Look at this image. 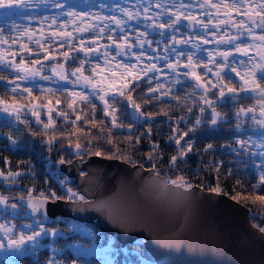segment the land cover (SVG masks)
Here are the masks:
<instances>
[{
    "label": "snow or ice",
    "instance_id": "snow-or-ice-1",
    "mask_svg": "<svg viewBox=\"0 0 264 264\" xmlns=\"http://www.w3.org/2000/svg\"><path fill=\"white\" fill-rule=\"evenodd\" d=\"M51 2L52 0H39V2H34V0H0V10H3L0 11V17L10 19L12 16L18 14L16 11L17 9L25 11L39 9L41 4L48 5ZM169 5H171V7H169ZM52 6L56 8H64L65 5L62 3H55ZM100 7L104 8L109 6L101 4ZM154 7L160 9L161 11L153 13L152 9ZM111 10L121 13L123 18L117 15L102 16L99 13L77 12L72 6H69L67 12L60 13V15L78 18L81 21L89 16L100 21L108 20L119 29L118 35L114 36L109 34L107 36V39L111 42V44L105 45L102 53L104 56V63L105 65H108L109 71H111L112 67L111 62L120 56H128L130 59L134 57L138 63L141 62L147 55L148 48H151L154 43V40L149 37L153 34H157L161 40L155 41L157 48H153V52L160 51V45L165 39L170 41V45H163L162 52L165 53V55H157L155 57L149 56L148 59H163L165 61H169L171 53H176V64L174 65L171 62L167 64L168 68L172 69L173 72H176L180 64V58L186 56L187 63L184 64V67L189 68L190 71L184 73V76L191 77V79L195 81L194 89H203V94L200 96V100L212 109V125H217L218 120H223L224 118L221 117V113L217 112L216 108L213 107V101L207 98L210 88L207 84L203 83L202 77L196 72V68L200 66L202 61L194 62L193 58L196 53L192 51H178L176 45H191L193 49H196V52H207V63H203V67L211 73L212 68L208 67V65H215L217 71L214 75L217 83L211 87L219 90L218 99L221 102L235 99L240 93L246 94L244 98L255 100V104L253 106H241L236 109L235 116L237 118V123L235 125V131L238 133L245 131V129L242 128V122L239 118L241 116L249 118V114H251L250 119L252 120L253 125L256 129L260 130L256 133L259 136V139L252 140L251 137H249L248 140H237L236 143L239 145L240 150L248 153L249 160L253 159V157L260 158V164L254 165L251 168L245 164V168L258 176V182L252 185L253 193L257 191L264 192V0H194V2L193 0H188V2H186V0H136V3H133L130 7H124L120 4H116L111 6ZM234 14L236 16L244 17V19L237 20L234 18ZM162 16H166L167 19L160 20L159 18ZM130 21H136L137 25L143 21L144 27L146 29H151V32L140 30L135 25L130 24ZM182 21H187V24H182ZM52 22L55 23L56 18H53ZM229 26L236 30L235 35H230L225 30L218 36L221 29H227ZM105 27L108 26L105 25ZM105 27L86 25L82 28L76 29L77 32H86L90 29L98 28V31L96 37L91 40L89 46H86L84 39H80L79 48L76 50L78 52H83L85 59H79V57L74 58V62L77 60L79 61L80 67L76 68L71 75L75 76L78 81L83 80L85 87L91 86L92 94L103 104L104 115L106 117H111V124L113 128L119 129L125 127L124 124L117 123L116 113L121 109L114 107L116 104H122L123 110L134 122L148 123L149 121H154L155 117L158 115L168 116V112L163 109H161L159 113L155 114L152 112L142 111L141 105L137 103L130 94L135 91V88L127 82L129 77H131V81L135 83L139 79H143L144 76H147L149 72L161 71V69L157 68L155 63L148 64L142 69L143 76H138L133 73V70L137 68V64H127L124 63L123 60L117 61V64L115 65L117 69L123 70L122 73L117 76L116 72H111V76L113 77L112 80H109L108 77L104 76L99 80L94 81L92 77L83 75V67L84 64L89 61V54L100 53V49L96 45H98L100 35L104 33ZM180 27H184L188 30L183 34L182 39H178L176 35V33L180 31ZM130 29L135 30L134 37ZM11 30L15 31V35H5V28L0 27V46H7L0 47V69H2V71H0V82H6V85H11L10 89L6 88L5 93L6 95L9 92L11 93V102L6 100L4 96H0V112L6 113L7 116L14 117L17 122L27 123L26 121L21 120V113L24 111L26 106L17 100V96L27 94V96L24 97L25 99L33 98V87L40 88V85L34 83L35 78L39 76L41 80H51L52 77L43 75L38 68L30 66L23 57H21L19 62L10 58L20 55L23 51L31 53L32 49L29 48L28 44L20 43V41L24 37H27L28 41L32 42L35 35L31 28H24L21 31L20 26L18 25L10 26V31ZM112 31H115V29H112ZM52 35L54 37L64 38L66 42L72 39V33L67 31L54 32ZM209 37H211V39ZM133 40H135V42H133ZM211 43H215L216 45H232V50L213 51L209 49H201L200 47L201 44L207 45ZM17 44H19L20 52L12 50V46ZM35 44L40 49L44 50L46 53L45 59H56V57L51 56L48 49L45 48V45L41 43L40 39H36ZM113 45L115 46V55H111V52L109 51V48ZM72 47L76 48V45H72ZM137 48L140 50L139 53L136 51H129L130 49ZM234 53H239L247 57L246 61H236L235 59L232 61V64L239 63V65L243 66V72L239 71L237 67L229 64V58L233 57ZM63 56L65 61L70 58L68 52H64ZM217 56L222 58V63L217 61ZM32 64L39 65L41 64V61L37 59L32 61ZM57 68L52 69V72L59 77V80L56 82L59 83L60 80L67 81L68 76L64 70V66L61 64L58 65ZM229 68L231 72L235 73L236 76L240 78L241 83L239 88L235 85L229 87L228 84L224 83L225 75H222V73H225V69ZM97 69H100L101 72L104 71V69H101L99 64H96L95 67H93L92 72L99 75ZM5 72L14 73L15 75L10 77L9 75L4 74ZM117 79L120 81L118 87L116 85ZM152 79L153 77H149L147 83L151 84ZM25 82L32 83L33 86L26 87L24 86ZM174 83H182L179 79V73H177ZM100 85L105 86L100 87ZM136 87H139L138 83H136ZM163 87L164 86L161 84H157L155 87H149L146 93V95L149 96V99L144 100V103H151L152 98L160 99L162 96H167L171 93V88H169L167 92L161 93V89ZM40 90L47 91L49 93H54L55 91L52 88H40ZM157 93H161V96H155ZM228 94H230V96ZM71 95L76 96L77 93L73 92ZM79 95L82 101L89 102L93 109L96 108V104L92 102V99L88 94L81 93ZM171 99L177 101L178 104L181 102V97L178 95H173ZM56 103L59 104L60 101L57 100ZM37 107L38 106H33L31 108V114L36 118V122L38 124L43 125V130L47 132V130L53 126L51 117L52 109H48L49 123H44L40 119V113L37 110ZM69 107H71V105H69ZM129 108H131L130 112L128 111ZM187 111L190 113L192 108L188 107ZM200 111L203 112L204 109L201 108ZM257 111L259 112L260 119H257ZM60 115L65 114L60 113ZM140 117H144L145 119L141 121ZM76 119L79 120L80 117L77 116ZM168 119L171 120L172 118L168 117ZM181 121H185V117H180L177 120V124ZM200 124L201 120L196 119L195 126L190 128L189 131L193 133L196 132V126H199ZM127 127L131 130L132 125L129 124ZM101 131H103V129H101ZM147 132L149 135L152 133L151 126L148 127ZM34 135H38V133H34ZM185 137H189V132H183L179 138L175 135L168 137L170 143L174 142L175 145L180 146L178 154L172 155L169 158V165L172 169L178 167V162L186 164L187 160L185 158L188 156V153L193 152V141L191 138L185 140ZM54 138L55 137L45 141V143L49 146V151H51V145ZM8 139H11V137L8 136ZM128 139L130 140L131 137L129 136ZM182 140L184 141V144L181 146ZM138 142L139 137H137V143ZM12 143L14 144L15 141L13 140ZM159 147L160 146L158 144L152 145L154 150L159 149ZM253 147L256 151H251ZM75 148V154L80 158V161L83 162L84 156L88 153L85 152L81 155V145L79 143L75 145ZM210 150H214V146L212 144H208L203 149L206 153ZM93 154L95 156L102 155L100 151H96ZM157 158H160L159 154H157ZM152 159L153 155L152 153H149L148 160ZM240 162L243 163V161ZM50 163L51 166L48 168L47 174L55 180L60 189L64 190L65 195H58L57 191L52 188H49L47 193L40 192L39 196H33L32 192L29 191L25 204H10L9 197L0 193V205L3 206V212H0V215L16 216L19 214V209L23 208L24 216L31 220L30 223L21 225L19 229L14 223L11 224V226L7 223H0V232H3L4 237L0 238V252L8 253L9 255L16 257L17 259L15 264H21L19 259L20 257L35 255L39 249L48 247V245L43 242L45 238H55L62 235V232L57 228L45 227V223L47 221L50 219H56L55 216L49 217L48 215L49 204L55 205L57 201L65 199L68 201H73L74 199L78 201H85L84 196L79 195V193L74 192L72 188L68 187L67 177H64L63 179L60 178V172L55 167L57 163L60 165L73 164V161L70 159L65 160L61 157L58 162ZM223 166L224 162L220 161L212 167L214 171L219 172L220 168ZM29 171L30 174L35 177L36 173L31 171V168ZM227 174L229 176L234 174L231 167L227 169ZM22 175L23 173L21 171L14 172L11 168H9L7 172L0 169V180H3L6 184L16 183V178L21 177ZM81 175H85V173L82 172ZM155 175L158 176L159 172L156 171ZM158 183L163 185V189L165 191L169 190V185L172 190H181L178 192V195L190 192L193 187V185L186 181L183 176H179L177 179H169ZM236 183L240 184L241 182L240 180H237ZM211 191L219 193V184H217L216 188H212ZM247 198L252 199L254 204L258 203L261 208H264V195H255ZM233 199H235V197H233ZM18 200L25 201V197L21 195ZM96 206L111 207L108 202H101L100 205ZM9 209L13 211L9 212ZM53 211H55V209H53ZM116 211V218L125 220L131 213L137 210L134 206H129L117 209ZM161 211L166 213L171 211V209H161ZM254 227H257L259 232L264 234V227H260L259 225H254ZM23 229H27L28 231L25 232ZM28 245H30V247H26ZM88 247L94 248L95 244H90ZM62 251L63 249L53 247V256L46 261V264H63L62 260L56 259V256ZM69 264H75V262L70 261Z\"/></svg>",
    "mask_w": 264,
    "mask_h": 264
},
{
    "label": "trees",
    "instance_id": "trees-1",
    "mask_svg": "<svg viewBox=\"0 0 264 264\" xmlns=\"http://www.w3.org/2000/svg\"><path fill=\"white\" fill-rule=\"evenodd\" d=\"M64 43L65 45L61 52L65 51L66 44L69 41H64ZM34 55H38V53ZM51 56L53 55L51 54ZM37 59H39V56L31 58V65L32 61ZM59 62L60 65H65L62 58H59ZM75 64H77V61L74 62ZM87 67H90V65ZM132 87L135 88V91L130 94L141 105L142 111L155 114L163 109L168 112V116L158 115L154 121H149L148 123L134 122L123 110V105L116 104L114 107L121 109L116 113L117 123L125 125L124 128L118 129L113 128L111 117L104 115L103 104L92 99V102L96 104V108L93 109L89 102L79 99L76 103L78 104V109L75 112L80 119L75 122L70 119L56 120L54 126L48 129L47 132L43 130L42 125L36 124L30 116L21 118L22 121L27 123H18L16 120L8 121L0 118V146H10L0 151V169L7 172L11 168L14 172L21 171L23 173L21 177L16 178L18 189L25 191L34 189L36 193H47L48 189L52 188L57 191L58 195H65L64 190L60 189L55 180L47 174L48 168L51 166L50 162H56L61 157L65 160H72L78 157L73 151H76L75 145L79 143L81 145V155L85 152L88 153L84 158L88 155H94L93 153L96 151H100L102 153L100 156L102 157L117 158L129 164H140L145 168H152L155 172L158 171L159 175L166 181L183 176L193 186H199L208 191L216 188L217 184H219V193L225 194L232 199L235 197V201L250 210L251 220L254 225L264 227V208H261L258 203L254 204L252 199L247 198L255 195H264V192L257 191L253 193L252 185L258 182V176L245 168V164L251 168L260 164L261 161L257 157L249 160L248 153L240 150L239 145L236 143L237 140H248L249 133L256 134L260 131L253 125L250 119L251 115H249V118L242 116L239 118L245 131L239 133L235 131L237 123L235 111L241 106L247 107L249 105L247 99L243 95H239L235 99L221 102L218 99V89H210L207 98L213 101V107L224 118L223 120H218L217 125L214 126L211 124L212 109L200 100V96L203 93L194 89L193 86H178L168 97L152 98L151 103L147 104L144 103V100L149 99V96L146 95L148 88L142 86ZM6 88L8 86L3 82L0 87V96H4L6 100L11 101V94H5ZM47 88H52V86L43 89ZM173 95L181 97L179 104L171 99ZM155 96L158 95L155 94ZM33 99L43 105H50L59 100V104L63 108L62 112H68L73 115L68 111L67 106L70 100L65 91L57 90L54 93H49L34 87ZM17 100L20 103L26 102V99L19 97H17ZM188 107L192 108L190 113L187 111ZM201 108L204 109L203 112L200 111ZM128 111L130 112V109ZM168 117L172 119L169 120ZM180 117H185V121L177 124V120ZM144 119V117H140L141 121ZM196 119H200L201 124L196 126L197 130L193 133L189 129L195 126ZM43 122L45 123V120ZM129 124L132 125L131 130L127 127ZM150 126L152 127V133L149 135L147 129ZM183 132H189V137H185V140L191 138L193 141V152L188 153L185 158L187 160L186 164L178 162V167L172 169L169 165V158L178 154L180 146L175 145L174 142L170 143L168 137L175 135L179 138ZM34 133H38V135H34ZM8 136L11 139H8ZM129 136L131 137L130 140L128 139ZM53 137L55 138L51 145V151H49V146L45 141ZM137 137H139L138 143ZM257 137L259 139L258 135ZM13 140L15 141L14 144L12 143ZM153 144H158L160 146L159 149L154 150L152 148ZM183 144L184 141L182 140L181 146ZM208 144H212L214 150L206 153L203 149ZM251 151H256V149L253 147ZM149 153L153 155L152 160H148ZM157 154H159L160 158H157ZM220 161L224 162V166L220 168L219 172H216L212 166ZM240 161H243V163ZM229 167L232 168L234 173L231 176L227 174ZM30 168L31 171L36 173L35 177L30 174ZM60 175L65 176L62 173ZM68 180V187L77 192L72 179L68 178ZM237 180H240L241 183L237 184ZM0 191L2 194L7 195V191L5 193L1 188ZM3 219H5L4 216ZM68 224L79 225L81 223L63 218L45 223V227L57 228L63 234L55 238L47 237L44 239V241H51L54 248L63 249L56 256V259L62 260L63 264H69L70 261H74L75 264H106L102 260L104 257L102 253L98 254L96 252V255L74 254L71 246L72 242H82L87 245L88 240L80 238L78 234H70ZM85 227L91 228L100 242L105 238H110L90 225ZM113 244V247L117 249V256L115 254L113 257L115 260L114 264H138L143 257L152 259L143 248V243L140 239L128 245L126 255L119 252L118 243L115 240ZM52 254L50 247H44L38 250L35 255L20 257V261L21 264H46V261L50 258L48 255L51 256Z\"/></svg>",
    "mask_w": 264,
    "mask_h": 264
},
{
    "label": "water",
    "instance_id": "water-1",
    "mask_svg": "<svg viewBox=\"0 0 264 264\" xmlns=\"http://www.w3.org/2000/svg\"><path fill=\"white\" fill-rule=\"evenodd\" d=\"M72 161L55 167L86 202L49 204V217L91 224L112 237L123 255L140 239L156 264H264V234L254 227L250 210L229 196L199 186L182 195L170 185L165 191L158 182L166 180L154 169L117 158L88 155ZM27 196L18 201L25 204ZM101 202L111 207H97ZM129 206L137 211L117 219L116 210Z\"/></svg>",
    "mask_w": 264,
    "mask_h": 264
},
{
    "label": "flooded vegetation",
    "instance_id": "flooded-vegetation-1",
    "mask_svg": "<svg viewBox=\"0 0 264 264\" xmlns=\"http://www.w3.org/2000/svg\"><path fill=\"white\" fill-rule=\"evenodd\" d=\"M34 2H39V0H34ZM186 2H188V0H186ZM194 2V0H193ZM55 3H62L64 4V8H56L53 7L52 5ZM133 3H136V0H52V2L48 5H43L41 4L39 9H33V10H29V11H25V10H20L17 9V15L12 16L10 19H8V23H20V27H24L29 25L30 19L34 18V19H42V22L46 23H52L53 18H56L57 22H61L63 21L64 17L69 18V22L70 23V27H68V29H71L69 31L72 30H76L77 28H82L86 25H97L98 27H105V25H107L108 27H105V31L104 33H102L100 35V39L98 41V46L100 49V53H91L93 56H90L91 58H89V63H90V59H93L96 62L102 63L104 64L105 67L108 68V65H105L104 63V56H103V51H104V46L105 45H110L111 42L107 39V36L109 34L111 35H118L119 34V29L116 28V26L114 24L111 23V21L105 20V21H100V20H96L91 18V16H89L88 18L84 19L83 21H81L78 18H73L67 15H60V13L62 12H67L69 9V6H72L74 8L75 11L77 12H87V13H99L102 16H112V15H117V16H121L122 14L119 12H115L113 10H111V6L112 5H116V4H120L121 6L124 7H130ZM101 4L104 5H108L109 7H100ZM169 7H171V5H169ZM161 11L160 9L157 8H153L152 12H158ZM202 11V10H201ZM234 18L239 20V19H244V17H240V16H236L234 14ZM160 20H166L167 17L166 16H162L159 18ZM52 20V21H51ZM132 25H135L136 27H138L140 30L144 31H149L151 32V29H146L144 27V22L142 21L139 25L136 24V21H130L129 22ZM182 24H187V21H182ZM52 25H48V28H51ZM112 29H115V31H112ZM132 31V35L133 37L135 36V30L134 29H130ZM227 31L230 35H235L236 34V30L231 28L230 26L227 29H221V31L218 33V36L220 34H222L223 31ZM98 28L97 29H90L89 31L86 32H76L72 34V39L71 41L73 42H79L80 39H84L87 42V46L90 45V42L92 39H94L96 37ZM159 31V30H157ZM188 31L186 28L184 27H180V31L178 33H176L177 38L178 39H182L183 38V34ZM191 34V33H189ZM202 34V33H201ZM150 39L154 40V43L152 45L151 48H148L147 50V55L144 57V59L141 62H137L135 60V58H129L128 56H120L117 57L116 60H113L111 62L112 67L111 68H115V65L117 64V61L119 60H123L124 63L127 64H137V68L133 70V73L138 75V76H143V71L142 69L151 63H155L157 68L161 69V71L159 72H149L147 76H144L143 79H139L138 81H136L135 83H133L131 81V77L128 78V81L132 86H136V83L139 84V86L145 87V88H149V87H155L157 84H161L164 87L161 89V93L163 92H167V90L169 88H171V92L174 91V89L178 86H193L195 85V81L191 79V77H185L184 73L189 72L190 69L189 68H185L184 64L187 63V58L185 57H181L180 58V64L176 70V72H173L172 69L167 67V64L169 62H171L172 64H176V53H171L170 56V60L169 61H165L163 59L160 60H149L148 57L152 56L155 57L157 55H165V53L162 52V48L164 44H169L170 45V41L165 39L162 41L161 45H160V51L158 52H153L152 49L153 48H157V44L155 43V41L157 40H161V38L159 37V35L157 34H153L149 37ZM211 39V37H209ZM133 42H135V40H133ZM195 42V40H194ZM245 42H250V41H245ZM178 51L182 50L185 52L188 51H192L194 53H196V55L194 56V62L196 61H202V63L200 64V66H198L196 68V72L197 74H199L202 77V81L203 83L207 84L209 86L210 89H212V85L217 83L216 77L214 75V73L217 71L216 67L214 64H209L208 67L212 68V72L209 73L207 71L206 68L203 67V63H207V52L205 51H200V52H196V49H193L191 47V45H176ZM201 49H209V50H219V51H225V50H232V45H227V44H220V45H216L215 43H211V44H207V45H200ZM73 51V50H72ZM109 51L111 52V55H115V46H111V48H109ZM129 51H136L137 53H139V49H130ZM254 54V53H253ZM218 62H223L222 58L217 56L216 57ZM233 59H235L236 61L239 60H247V57L239 54V53H234L233 57L229 58V64L231 66L237 67V69L241 72L244 71L243 66L239 65V63L236 64H232ZM119 70V73H122V69H117ZM1 71V70H0ZM117 76L118 75V72ZM177 73H179V79L182 81L181 84H175L174 80L176 79ZM6 74V73H4ZM6 75H10L13 76L15 75L14 73H10V74H6ZM222 75H225V80L224 83L228 84L229 87L235 85L237 88H239L240 86V78L238 76H236L235 73L230 71L229 69H225V73H222ZM149 77H153L151 84L147 83V80ZM113 77L111 75H109V80H112ZM116 82H120L118 79L116 80ZM217 89V88H216ZM198 91H203V89H198ZM219 92V90H218ZM161 93H159L158 95L161 96ZM239 95H243V97L246 96L245 93H240ZM247 99V98H245ZM247 101L249 102V105L247 107L253 106L255 104V100L254 99H247ZM251 115V114H249ZM257 119H260L259 116V112L257 111L256 113ZM10 146H0V151H2L3 149H6ZM2 186L0 187L2 189V191H4L6 193L7 191V195L9 197V203H20L18 201V198L23 195L24 197L27 195V193H29V191H25L22 189H18V187L16 185H9L10 183H5L2 184L0 183ZM24 191V192H22ZM1 193V191H0ZM33 194V193H32ZM34 195V194H33ZM35 196V195H34ZM9 212L13 211L11 209L8 210ZM0 212H3V206L0 207ZM3 216L5 215H0V223H2L3 220ZM29 219L27 217L24 216V209L21 208L19 209V214L16 216H10L7 215L5 218V222L6 221H10V223H7L9 226H11V224H13V220L16 221L15 224L17 225V228L19 229L20 225L17 221H20L21 219ZM58 219V218H57ZM56 219V220H57ZM25 232H27V229H23ZM1 238V236H0ZM26 247H29L26 246ZM20 259V258H19ZM16 258L15 259H10L9 260V264H15ZM0 264H6L3 261L0 260Z\"/></svg>",
    "mask_w": 264,
    "mask_h": 264
},
{
    "label": "rangeland",
    "instance_id": "rangeland-1",
    "mask_svg": "<svg viewBox=\"0 0 264 264\" xmlns=\"http://www.w3.org/2000/svg\"><path fill=\"white\" fill-rule=\"evenodd\" d=\"M0 11H3V10H0ZM61 19H63V21H61V22L56 21L55 23H53V22L52 23H49V22L44 23V22H42V19L31 18L29 25L24 26V27H20V30L22 31L24 28H31L33 30V32L35 33V35L33 37V41L29 42L27 37H24L20 41V43L28 44L29 48H31L35 52L32 51L31 53H29L28 51H23L18 56L10 57L11 59H15L17 62H19L21 57H23L25 59V61L30 66H32L34 68H38L42 72L43 75L52 77L51 80H41L40 77L37 76L35 78L34 83L40 85V88L52 86V88L55 91H57V90L65 91L68 94V99L70 100V102L68 103L67 108H68V111H70L73 115L69 114L68 112H66V113L62 112L63 108H61L60 104H57V103H51L50 105H43V104H39L33 98L26 99V102L21 103V104L26 106L24 111L21 113V118H24L26 116H28V117L30 116L36 124H38L36 122V118L31 114V108L33 106H38L37 110L40 113V119L42 121L45 120V123H49L48 109L51 108L52 109L51 117H52L53 126H54V122L56 120H62L63 121L64 119H70V120H73L74 122L77 121L76 117L78 115L76 114V112L78 109V104H76V103H77V100L81 99L80 95H79L81 93L88 94L91 97V99L97 100L99 103H101L92 94L91 86L85 87L83 80L78 81L75 76L71 75V73L76 68L80 67L78 60H77V64L74 65V58L79 57V59H85V55L83 52H78L76 50L79 48V42H73V41H69V43L66 44L67 47H65V51L61 52V50L64 48V45H65V43H64L65 39L61 38V37H54L52 35V33L67 31V32H70L73 34V33L77 32L76 30L69 31V30H71V29H68V27H70V23H68L70 21L69 18L64 17ZM12 25L20 26L21 24L17 23V22L16 23H8V18L0 17V27L5 28V30H6L5 35H10V34L15 35L14 30L10 31V26H12ZM48 25H52V27L48 28ZM36 39H40L41 43L44 44L45 48L48 49V52L51 53L54 57H56V59H54V60L53 59H45L46 53L44 52V50L40 49L35 44ZM58 41H61V42L58 43ZM61 45H63V46H61ZM72 45H76V48H73ZM86 46H87V42H86ZM0 47H7V46H0ZM12 50L16 51V52H20L19 44L13 45ZM64 52L69 53L70 58L67 61L64 60V56H63ZM35 53H38V55H34ZM38 56H39V60L41 61V64H39V65H33L32 64L31 65L30 59L33 57H38ZM90 56H93V55L90 53L89 58H91ZM42 57H43V59H42ZM59 58H62L63 62L65 63L64 70L68 76V80L67 81L60 80L59 83H57L56 81L59 80V77L56 76L55 73L52 72V69L57 68V66L60 65ZM90 60H91L90 63L84 64V67H83V75L84 76L92 77L95 81V80H99L101 77H104V76L108 77V79H109V75H111V72H118V75H120L119 70H117L115 68H111V71H109V68L105 67L103 62L99 63V62H96L94 59H93V61H92V59H90ZM96 64H99L101 69H104V71H102V72L100 71V69H97V72L99 73V75L94 74L92 72V69H93V67H95ZM88 65H90V67H87ZM0 70L2 71V69H0ZM57 70L59 71L58 68H57ZM5 73L10 74V72H5ZM2 83L3 82H0V87H1ZM5 84H6V82H5ZM119 84H120V82H116L117 87L119 86ZM7 86H8V89L11 88V85H7ZM24 86L32 87L33 85H32V83L25 82ZM104 86L105 85H100V87H104ZM73 92L77 93V95L72 96L71 93H73ZM201 92L203 93V91H201ZM9 94H11V93L9 92ZM158 94L159 93H157V95ZM169 95L162 96V98L168 97ZM228 95L230 96V94H228ZM26 96H27V94H23V96L18 95L17 97H19L21 99H25L24 97H26ZM9 102H11V101H9ZM69 105H71V107H69ZM129 109L131 111V108H129ZM60 113H64L65 115H60ZM0 118L7 119L8 121H15L14 117L7 116L6 113H2V112H0ZM39 125H42V124H39ZM42 127H43V125H42ZM249 134H250L249 137H251L252 140H258V137L255 133H249ZM73 152H74V154L76 153V151H73ZM64 177L65 176L60 175L61 179H63ZM17 178H19V177H17ZM68 182H69V180H68ZM0 183L5 184V182L3 180H0ZM9 185H13V184L10 183ZM14 185L17 186L16 183H14ZM0 186H2V185L0 184ZM29 191H31L35 196H39L38 193H40V192L36 193V191H34V189H29ZM4 218H6V215L4 216ZM6 222L10 223V221H6ZM6 222H5V219L2 220V223H6ZM15 222L16 221L13 220L14 224H15ZM17 222L20 225L21 224L23 225V224L30 223L31 220L22 218L20 221H17ZM67 226H68V230L70 231V234H73V233L78 234L80 236V238L88 240L87 245H84L82 242H72L71 246H72V250H73L74 254H76V255H89V254L96 255V252L98 254L102 253L104 256L102 259L104 261V263H106V264L107 263H113V264L115 263V260L113 259V257L115 256V254L117 256V249H115L113 247V245H114L113 241L114 240L112 238H105L104 240H101V242H100L99 238L96 236V234H94V231H92L91 228H89V227H85L86 225L68 224ZM0 236H1V238H4L3 232H0ZM100 238H103V237H100ZM43 242L46 245H48V247H50L52 250L53 243L51 241H43ZM90 244H95V247L89 248L88 246ZM29 247H30V245H29ZM52 256H53V254L51 256L48 255V257H52ZM15 258L16 257H13V256L9 255L8 253L0 252V260L6 264H9L10 259H15ZM138 264H156V263L153 261V259L143 257L138 262Z\"/></svg>",
    "mask_w": 264,
    "mask_h": 264
}]
</instances>
